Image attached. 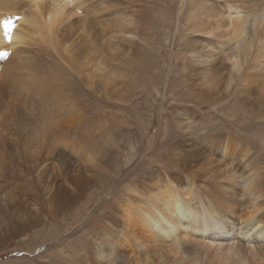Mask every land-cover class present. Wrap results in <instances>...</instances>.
<instances>
[{
	"label": "rangeland",
	"instance_id": "1",
	"mask_svg": "<svg viewBox=\"0 0 264 264\" xmlns=\"http://www.w3.org/2000/svg\"><path fill=\"white\" fill-rule=\"evenodd\" d=\"M78 1L83 3L89 17L73 11L75 25L67 28L68 44L76 48L78 56L74 58L73 66L53 59L51 68L60 77L57 78L59 90L54 92L52 104L42 92L28 99L24 108L16 109L19 118H15V122L13 118L5 120L4 116L0 120V132L5 135L0 142V232L5 235L0 233V264L97 263L94 252L101 249L96 244L90 245L89 241L99 235H103L98 239L100 242L108 236H116L110 231L121 227L123 218L115 221L113 214L120 216L124 210L120 203L132 197L128 186L136 185L138 192L146 194L158 189V186L151 188V184L155 181L163 184L167 176L178 175L179 178L188 174L216 183L223 196L231 188L228 194L234 192L237 195L231 206H248L258 217L264 218V158L246 157L239 161L244 162L242 166L237 162L233 168L231 160L221 161L224 156L221 150L216 152L209 145L214 142L211 137H216L217 131L224 137L237 133L255 138L253 146L257 145L258 139L264 144V124L259 123L255 115L248 114L251 102L250 99L244 102V94L241 102L235 96L227 95L228 76L221 74L220 68L211 72L213 78L222 75L218 86L204 70L195 76L183 73V58L178 51L181 47L179 39L184 41L187 34L180 29L183 5L187 4L185 0ZM64 3V0L57 1L59 6ZM20 6L25 9L26 16L30 4L21 3ZM51 6L47 3L43 7ZM218 7L225 5L219 1ZM64 18L60 27L66 26ZM140 18L146 26L142 25L141 44L129 46L119 38L115 55L122 58L117 56L119 61L108 59L111 39L104 35V30H118ZM24 31L28 32L26 42L38 41V46L30 44L44 48L41 41L44 33ZM119 47L123 48L124 54ZM59 50L64 51V48ZM228 50L232 51L231 47ZM22 54L23 59L16 58L25 61V54ZM39 56L44 58V55ZM225 63L226 67L230 65L229 61ZM97 67L105 70L100 71ZM63 74L65 77L61 76ZM222 94L227 95L225 99ZM11 95L12 91L7 97L2 96L0 115L5 112ZM33 115L34 121L28 120ZM49 116L50 120L56 121L59 131L55 145L52 142V157L47 158L53 166L57 195L47 202L41 196L42 178L37 174L40 166H35L36 162V165L40 164L38 156L44 155V146L38 149L35 142L32 146V140L37 141L40 137V132L36 131L44 126ZM12 120L14 126L10 124ZM35 132L39 136H33ZM6 141L9 143L5 144ZM23 145L26 148L21 150ZM182 155H191L187 165L177 160ZM26 159L31 162L35 159L32 165L30 163L32 170L24 162ZM149 172L154 174L149 177ZM86 176L88 179H84ZM238 177L243 179V190H240ZM251 179H255L254 184L244 188ZM12 192L18 197L11 195ZM242 196L246 202H241ZM258 217L254 220L264 225V220ZM13 226L16 231L12 234ZM103 226H108V230ZM236 232L233 235L249 245L243 233ZM194 236L201 238L197 232ZM227 236L231 237V232L204 234V237L218 241ZM117 240L118 237L111 241L116 243ZM100 245H104L103 242ZM249 246L254 251L264 250V245ZM115 256L114 253L111 257Z\"/></svg>",
	"mask_w": 264,
	"mask_h": 264
},
{
	"label": "bare ground",
	"instance_id": "2",
	"mask_svg": "<svg viewBox=\"0 0 264 264\" xmlns=\"http://www.w3.org/2000/svg\"><path fill=\"white\" fill-rule=\"evenodd\" d=\"M57 1L59 0H0V101L2 96L7 97L12 91L11 99H8L4 107L5 112L3 111V114L0 115V120L4 116L5 120L13 118L15 122V118H19L16 109L24 108L28 99L31 100L32 97L40 95L42 92L52 104L54 92L59 90L57 78L60 77L51 68V64H54L53 59L58 58L64 61L67 66H73V60L78 56L76 48L68 44L67 28L75 25L73 11L88 17L89 13L84 9L81 1L64 0L65 3L61 6L57 4ZM214 1L185 0L187 4L183 5L181 14L183 23L180 24V29L187 31V34L184 41L179 39L181 47L178 51L180 57L183 58V73L195 76L200 74V70H204L211 75L213 70L220 68V73H224L225 77L228 76L226 78L228 81L227 95L235 96L240 101L244 94V102H247L248 99L251 102L249 105L251 112L248 110V114L255 115L258 122L264 124V0ZM219 1L223 2L224 8L218 7ZM21 3L30 4L26 16L25 9L22 10L20 6ZM47 3L52 5L51 8L43 7ZM229 8H234V10H229ZM237 8L239 10H235ZM223 9L224 11H222ZM226 9L229 10V14ZM63 18L66 26L60 27ZM142 25L145 26V23L140 18L130 22L129 26L120 27L118 30L105 29L104 35L111 39L108 43L111 51H109L108 59L119 61L122 58L121 55H117L120 57L118 59L115 55L119 38L129 46L140 45L143 39L140 34L143 31ZM25 29L33 32L40 30L45 34L41 39L43 49L30 44L38 46L40 44L38 41L26 42L25 36L28 32H25ZM228 47H231L232 51H229ZM59 48H64V51ZM119 49H122V54L123 48L119 47ZM22 53L25 54V61L16 58L23 59ZM117 54L120 53L117 52ZM39 55H44V58H40ZM196 60L203 62L197 63ZM7 61V65L4 66L3 64ZM228 61L230 65L226 67L225 62ZM97 69L105 70L101 67H97ZM221 74L217 78H213L211 75L216 86L223 79ZM61 76L63 77L64 74ZM227 95L222 94L221 97L225 99ZM11 112L12 114H10ZM50 118L51 116L48 121H45L44 126L38 127V131L35 130L40 132L37 141L36 139L32 140V146H34V142L38 149L44 146V155L38 156L40 164L36 165L38 163L36 162L35 166H40V171L38 168L36 170L39 171L37 174L42 178L41 196L47 202L57 195L52 177L53 166L47 158L52 157V142L55 145L59 130L56 127V121L50 120ZM34 119V115L28 118L30 121H34ZM13 120L10 124H14ZM36 132L33 133V136H39ZM3 133L0 132V142L5 138ZM211 139L214 140L212 144H209L211 147L213 146L212 150L216 152L221 150L224 153L221 161L227 159L229 162L231 160L230 166L233 168L237 162L246 157L264 158V144L260 139L257 142L258 146H253L256 143L255 138L237 133L225 134L224 137L219 131H217L216 137L212 136ZM7 143L9 141H6L5 144ZM25 150L22 152L24 153ZM27 151L31 154L30 150ZM36 151L37 149L34 152ZM212 155H216V153ZM190 156L182 155L181 159L177 158V160L187 165V159ZM26 157L30 158L28 155ZM34 158L37 159L36 154ZM35 159L32 162L30 160L23 161L30 167V163L32 165ZM239 163L242 166L244 162ZM32 167H30L31 170ZM244 168L248 167L244 165ZM25 169L28 171L27 166ZM67 170L69 172V169ZM83 170L85 171V169ZM79 171L78 168L77 173ZM92 173L88 175L90 178L94 174ZM152 174L154 172H149L148 176L150 177ZM149 177L148 179L153 183ZM84 179H88V177ZM164 179L163 184L162 181H155L154 185L151 184V188L158 186V189L147 191L146 194L138 192V188H135L136 185H133L132 188L128 186V193L132 197H127L120 203V206L124 205L120 216L113 214L115 221H120V218H123L120 221L121 227L119 225L116 227V223L113 222L116 230L110 231V233L114 232L116 236L114 238L108 236L104 239L102 237L104 244L102 246L100 245L101 240L98 239H101L100 236L103 235L88 240L90 245L96 244L101 249L100 252H94L97 262L94 263L92 259L94 264H264V250L254 251L252 246H249L264 245V225L254 220L258 216L248 206H231V201H236L237 198L234 192L228 194L231 188L226 191L227 195L223 196L218 184L196 179L193 175L187 174L179 178L178 175L177 177L167 176ZM178 180L180 183H177ZM238 181L241 183L239 184L240 190H243V179L238 177ZM254 182L255 179L249 180L244 188L252 186ZM71 192L74 193V191ZM38 193H40L39 190ZM241 194H243L242 191ZM11 195L18 197L17 193L12 192ZM262 195L264 197V191ZM246 201V198L242 196L241 202ZM258 218L264 220L262 217ZM251 228L258 229V231H253ZM15 231L16 228L13 226L12 234ZM235 231L239 234L243 233L249 245H245L241 239L233 235ZM196 232L201 235V238L194 236ZM227 232H231L232 236H227L225 240L218 241L204 237V234H227ZM0 233L4 235L3 231ZM117 237V242L112 243L111 240L117 239ZM114 253L116 256L113 258L111 256Z\"/></svg>",
	"mask_w": 264,
	"mask_h": 264
}]
</instances>
